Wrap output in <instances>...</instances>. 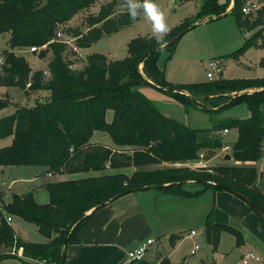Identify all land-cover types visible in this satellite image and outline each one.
Returning a JSON list of instances; mask_svg holds the SVG:
<instances>
[{
    "label": "trees",
    "instance_id": "obj_1",
    "mask_svg": "<svg viewBox=\"0 0 264 264\" xmlns=\"http://www.w3.org/2000/svg\"><path fill=\"white\" fill-rule=\"evenodd\" d=\"M99 1L0 0V34L9 35L8 50L0 53L4 60L0 67V87H18L25 93H49L46 102L37 103L31 109L19 106L15 114L0 119V140L11 137V144L0 149V167L36 166L46 168L48 173L69 175L100 173L95 177L46 184V204L36 203L31 193L13 194L6 204L0 193V248L21 250L26 260L59 264L66 247H62V242L70 228L66 245L76 241L79 228L95 211L142 187L164 185L159 190L186 197L197 192L182 190L183 184L179 182L183 180H196L203 182L205 189L222 191L211 185L216 183L235 190L264 211V191L257 185L259 179L264 183V170L258 173L254 166L246 165L259 161L264 155V113L260 110L264 103V77L169 83L158 62L163 52H168L165 60L171 58L176 42L168 47L161 46L190 25L188 22L169 31L162 44L152 36L135 37L128 42L123 59L112 61L94 53L87 56L81 67H75L77 58L67 54V45L52 40L59 27ZM245 3L246 0H233L229 15L234 16L239 30L254 33L236 52L226 56L231 59H237L249 48L264 49V0H260V7L253 16L242 14ZM229 6V1L219 4L217 0H204L198 17L216 20ZM118 7H121L120 0H110L100 6L97 14L87 17V32L79 29L74 32L75 36H80L75 39L77 48L84 49L132 24L134 19L127 11L115 15ZM37 47H44L39 51L40 58L48 56L46 71L33 72L25 58L14 52L15 49L36 50ZM153 50L156 52L141 62L140 73L139 61ZM259 64L264 67V60ZM140 85L170 92L184 106L192 105L208 112H217L244 99L251 115L248 119L214 125L211 130H192L158 112L135 89ZM247 88L259 90L235 96L215 110L197 104L199 96L205 101L218 100L226 93ZM9 103L8 99H0V110ZM107 111L113 112L110 123L105 121ZM228 129L237 132L228 155L241 165L206 170L186 166L198 160L199 154L205 155L202 156L205 160L215 156L224 147L216 133ZM94 132L106 133L114 148L91 143ZM163 164L169 166L149 169ZM126 168L134 169L130 176L109 172ZM10 216L33 224L46 242L30 243L21 239L6 221ZM260 220L264 226V218L260 216ZM222 232L234 236L236 245L241 244V235L236 229L208 218L204 235L214 251ZM174 237H169L170 244ZM19 260L20 264H27ZM159 264L171 263L165 258Z\"/></svg>",
    "mask_w": 264,
    "mask_h": 264
},
{
    "label": "rangeland",
    "instance_id": "obj_2",
    "mask_svg": "<svg viewBox=\"0 0 264 264\" xmlns=\"http://www.w3.org/2000/svg\"><path fill=\"white\" fill-rule=\"evenodd\" d=\"M110 0H100L88 7L86 10L76 14L69 22L57 29L61 33L62 41H69L71 45H67L66 52L71 56L72 47L76 46L75 39L80 36H75L76 29L87 32V17L97 14L100 6ZM122 2V0H120ZM232 0H217L219 4ZM204 0H154L160 10L164 13L169 31L177 26L187 23L193 25L176 43L172 49V55L169 60H165L168 52H163L160 55V64L165 65V78L171 84H193L206 83L207 64L210 60L220 59L222 61V75L218 79L224 80H242L264 77V67L259 63L264 60V49L249 48L238 56L237 59H231L226 56L236 52L244 42L249 39L254 31L239 30L236 26L233 15H228L221 19H199V12ZM245 4H260V0H246ZM125 8L118 7L115 10V15L123 13ZM126 10V9H125ZM123 11V12H122ZM168 31V32H169ZM78 32V31H77ZM74 36V37H73ZM152 36L151 22L144 16L141 11L132 24L122 28L116 33L106 36L96 42L91 43L84 49H78V54L75 67H81L86 62L87 56L97 53L104 55L108 60H121L126 56V46L128 42L135 37ZM8 34H0V53L8 50L7 41ZM15 54L25 58L31 70L46 71L48 56L40 58L39 52H30V48L23 50L15 49ZM50 56V55H49ZM165 60L166 62H162ZM142 66H139V72L142 71ZM46 75V74H45ZM217 79V80H218ZM142 96L160 113L168 118L176 121L183 126L192 130H211L214 125H225L232 120L248 119L250 112L247 106V101L242 99L230 103L221 108L219 111H203L192 105L184 106L175 99V96L170 92L158 90L149 85H140L135 88ZM257 88H247L240 91L229 92L223 95L222 99L205 101L202 96L197 97V104L202 108L215 110L216 106H220L235 96L242 94H251ZM49 93L46 91H28L25 93L18 87H0V99H8L9 105L0 110V119L15 114L19 106L27 109L33 108L37 103L46 102ZM215 106V107H214ZM260 110L264 113V103L260 105ZM113 118V112L107 111L105 121L110 123ZM91 141L99 138L111 143V138L102 132H94ZM221 138L224 147L217 151L215 158L208 161L202 158L203 154H199L198 160L188 162L191 167H201L204 170L219 166H239L240 163L224 162L221 154L230 153V149L224 150L236 141L237 132L235 129H228V133L222 134V131L216 133ZM98 140V141H103ZM11 144V137L0 140V149ZM231 148V147H229ZM205 152V151H204ZM205 156V155H204ZM203 156V157H204ZM169 166V165H168ZM165 166V167H168ZM149 167V169L162 168ZM42 167H0V192L4 193V202L11 201L13 194L28 191L29 184L40 185L44 181H60L79 179L87 177H95L100 175L99 172L78 173L75 176H66L64 178H46L40 176ZM118 173V172H117ZM69 175V174H68ZM40 176V177H39ZM39 177L34 182H27L26 179ZM45 178V179H44ZM182 190L189 193H196L182 197L179 205L177 232L179 238L174 247L170 246L168 236L153 235L154 244L151 246V252L148 255L150 264H159L160 259L168 257L171 264H235L239 260L241 253L248 252V233H245L238 220V216L230 218L229 223L224 225L236 229L241 235V244L236 245L234 236L222 232L219 236V245L214 251L212 246L206 242L204 235V226L208 218L214 223L216 219H221L224 210L217 204L214 191L211 188L205 189V184L202 182H188L181 186ZM155 191V190H153ZM160 192V191H155ZM161 193V192H160ZM38 195L45 196L48 199L47 191L41 190ZM48 201V200H46ZM249 209V208H248ZM250 210V209H249ZM249 213L260 219V216L250 210ZM235 219V220H234ZM241 219V218H240ZM219 221V220H218ZM247 224V223H246ZM13 229L26 242L41 243L46 240L42 237L37 228L33 224L26 223L20 219L14 220ZM190 230L196 232V236L187 237ZM45 243V242H44ZM199 244L200 249L195 255H190L189 252L194 244ZM4 251L0 248V252ZM244 252V253H245ZM243 253V254H244ZM254 254V253H253ZM21 260L27 264H45L44 262L30 261L22 258ZM257 256V255H256ZM18 258V257H17ZM15 256H3L0 259V264H20L19 258ZM260 261L262 258L258 256ZM261 264V263H259Z\"/></svg>",
    "mask_w": 264,
    "mask_h": 264
},
{
    "label": "crops",
    "instance_id": "obj_3",
    "mask_svg": "<svg viewBox=\"0 0 264 264\" xmlns=\"http://www.w3.org/2000/svg\"><path fill=\"white\" fill-rule=\"evenodd\" d=\"M231 6L232 3L228 9ZM123 11L126 10L124 9ZM158 64H160V60ZM163 68L165 72V65ZM93 136L94 135H92V137ZM98 140L103 139L99 138L95 141H91V143L114 148L112 142L108 143L106 140ZM231 145L229 147H231ZM217 155L218 154L208 161L212 160ZM226 155H228V153L221 154V156H223V161ZM232 161L233 159L230 157L229 161L224 162L227 163ZM246 165L254 166L258 173L263 171L264 155L259 161ZM161 166L165 167L168 166V164H163ZM41 169L43 170H40L42 172L40 176H45L46 178L61 179L70 176L68 174L48 173L46 168ZM133 171V168H126L117 171L111 170L109 172H118L130 176ZM39 177H33L26 180L27 182L34 183ZM50 182L53 181H44L40 185L29 184L28 191L20 192L17 195L31 193L36 203L46 204L48 202L46 200L48 199H46L45 196L38 195V193L41 190L46 191L45 185ZM257 185L264 191V183L261 179L257 181ZM153 190H158L161 193ZM216 191H218L215 194L217 204L222 207V210H224L221 219H216L217 222L228 224L230 218L233 220V218H235L233 216H238L239 218L236 221L241 224L245 233H248V252L260 256L262 258L260 263L264 264V226L261 220L249 213L250 210L248 209V205L237 196L224 190ZM0 193L3 194L4 202L5 194L2 192ZM181 199V196H175L159 189H144L128 193L109 202L95 211L92 216L81 225L76 235V241L66 245L64 249V264H150L151 262L148 255L151 252V246L154 242L148 247L144 258L141 261H129L127 253L136 249L146 240H153V235H162L163 237H170L171 235L175 236L173 243L170 244L171 247H174L179 238L175 232L178 230L176 229L178 225L176 213L182 202ZM10 218L9 225L11 227L14 220L20 219L11 216ZM157 238L159 237L157 236ZM44 242H46V240H44ZM243 253H241L239 257L247 252ZM18 258L21 257L18 256ZM165 258L168 259V257H163L160 259L159 263Z\"/></svg>",
    "mask_w": 264,
    "mask_h": 264
},
{
    "label": "built area",
    "instance_id": "obj_4",
    "mask_svg": "<svg viewBox=\"0 0 264 264\" xmlns=\"http://www.w3.org/2000/svg\"><path fill=\"white\" fill-rule=\"evenodd\" d=\"M181 1V0H179ZM260 7V4H245L242 6L241 8V12L243 15L245 16H253L255 14V12L259 9ZM61 33L60 32H57L55 34V38L53 41H59V42H63L65 43L66 45H71V43L69 41H62L61 39ZM45 47V46H44ZM42 47V48H44ZM42 48H30V52L31 53H34V52H39ZM71 55H73L74 57L79 55L78 54V49L73 46L72 47V50H71ZM3 58L0 57V67L3 65ZM207 72H206V79L211 82V81H215L217 80L218 78L221 77L222 75V61L220 59H213V60H210L207 64ZM228 131L227 130H223L222 131V134H225L227 133ZM230 149L229 147H225L224 150H228ZM186 166H188L190 169H196V168H201V167H198V166H195V167H191L190 164H186ZM11 220L10 217H7L6 221L7 223H9ZM196 236V232L194 230H190L187 237H194ZM153 240L151 239H148L146 240L145 242L141 243L136 249H134L133 251H130L127 253V258L129 261L131 262H138V261H141L143 260L147 250H148V247L150 245L153 244ZM200 249V245L199 244H194L193 247L191 248L189 254L190 255H195L196 252ZM21 250H15L14 248L13 249H4V251L0 252V259L3 257V256H15V257H18L20 254H21ZM21 257V256H19ZM260 263V259L258 258V256H256L255 254L251 253V252H247L245 253L244 255H242L239 260L235 263V264H259Z\"/></svg>",
    "mask_w": 264,
    "mask_h": 264
},
{
    "label": "clouds",
    "instance_id": "obj_5",
    "mask_svg": "<svg viewBox=\"0 0 264 264\" xmlns=\"http://www.w3.org/2000/svg\"><path fill=\"white\" fill-rule=\"evenodd\" d=\"M121 7L126 9L131 19H135L142 11L144 16L151 22L152 38L157 43H163L164 36L168 33L169 28L164 13L154 3V0H122Z\"/></svg>",
    "mask_w": 264,
    "mask_h": 264
},
{
    "label": "water",
    "instance_id": "obj_6",
    "mask_svg": "<svg viewBox=\"0 0 264 264\" xmlns=\"http://www.w3.org/2000/svg\"><path fill=\"white\" fill-rule=\"evenodd\" d=\"M232 4H233V0H232ZM230 9L231 7L222 15L218 16L217 19H221V18H224L226 16L229 15V12H230ZM192 26L191 25H188L186 26L185 28H183L182 30H180L176 35H174L171 39H169L164 45L161 46V48H164V47H168L170 45H172L173 43H175L176 41H178L185 33L188 32V30L191 28ZM156 50H153L149 53H147L144 57L141 58V60L139 61V66L141 65V62L146 59L147 57H149L151 54L155 53ZM149 84L152 85L151 82H148ZM156 88V87H155ZM158 146V144H157ZM230 160V156L229 155H226L224 157V161H229ZM188 182H198L196 180H183L181 182H179L180 184H185V183H188ZM203 183V182H202ZM212 186H215V187H219L221 188L222 190L224 191H227L235 196H237L239 199H241L244 203H246L250 208L253 209L254 212H256L259 216H261L262 218H264V211L258 206L256 205L255 203H253L252 201H250L248 198H246L245 196L239 194L238 192H236L235 190L227 187V186H224V185H220V184H216V183H212L211 184ZM164 187V185H156V186H151L149 188H146V187H142V188H139L137 190H132L133 192L134 191H140V190H144V189H160ZM111 202V201H110ZM82 219L79 218L78 221L74 224L76 225L78 222H80ZM72 228H70L68 231H67V234H66V237L64 238L63 242H62V247H65L66 246V240H67V236L69 235L70 231H71ZM64 260H65V254L64 252L61 253V258H60V262L59 264H64Z\"/></svg>",
    "mask_w": 264,
    "mask_h": 264
}]
</instances>
